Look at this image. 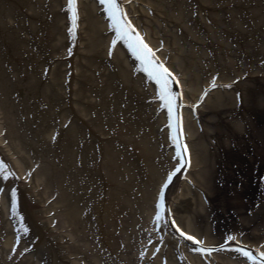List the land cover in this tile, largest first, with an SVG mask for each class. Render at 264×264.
Returning <instances> with one entry per match:
<instances>
[{
	"label": "bare ground",
	"instance_id": "bare-ground-1",
	"mask_svg": "<svg viewBox=\"0 0 264 264\" xmlns=\"http://www.w3.org/2000/svg\"><path fill=\"white\" fill-rule=\"evenodd\" d=\"M119 1L189 161L106 5L0 0V264H262L264 0Z\"/></svg>",
	"mask_w": 264,
	"mask_h": 264
},
{
	"label": "snow or ice",
	"instance_id": "snow-or-ice-1",
	"mask_svg": "<svg viewBox=\"0 0 264 264\" xmlns=\"http://www.w3.org/2000/svg\"><path fill=\"white\" fill-rule=\"evenodd\" d=\"M101 4H105L109 18L112 20V27L116 30L117 38L123 40L127 47L132 51V53L141 60V63L144 65V71L148 72L150 76H152L156 84L159 85V95L160 99L163 100L164 107L167 108L169 119L172 117L173 109L176 107L177 109L181 106L176 104L177 94L174 93L171 88L169 87V79L171 78V74L168 72L166 68L160 65L158 62L155 61V56L152 51L148 48L146 44L143 43L141 37L137 34L133 36L131 33L133 29L131 28L130 23L124 16L122 8L116 3V0H100ZM68 7L70 10L73 11L72 22L73 27H75V22L77 19L76 12H75V0H68ZM123 21V24L121 23ZM73 31L72 28H69V33ZM116 41H113L115 44ZM221 87H225L224 85H220ZM213 87H216L213 84ZM230 87V85L228 86ZM171 127V124H169ZM173 142L176 144L177 151L176 157L179 159L181 157V153L183 151L182 146L179 143L178 137H172ZM187 163V161H185ZM179 167L176 171H179ZM0 175H3L4 178H7V174L5 173L4 166L0 164ZM171 179V175L169 176ZM167 185H165L166 187ZM14 195V193H13ZM162 198V194H161ZM13 208L15 207V201L12 202ZM159 208V204L157 205ZM160 213L157 211L156 219L159 221ZM183 235V234H182ZM188 240H193L194 238L191 236L187 237ZM231 236L228 237V240H232ZM201 251H204L201 249ZM207 251H212V249H207ZM243 256L247 257L249 260L256 262L257 256L252 255L249 251H243ZM261 257H264V253H260ZM264 264V262H262Z\"/></svg>",
	"mask_w": 264,
	"mask_h": 264
}]
</instances>
